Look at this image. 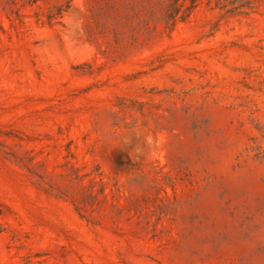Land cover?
Listing matches in <instances>:
<instances>
[{
  "label": "rangeland",
  "instance_id": "374dc122",
  "mask_svg": "<svg viewBox=\"0 0 264 264\" xmlns=\"http://www.w3.org/2000/svg\"><path fill=\"white\" fill-rule=\"evenodd\" d=\"M5 1L0 264H264V0L173 28L130 0L133 43L88 0Z\"/></svg>",
  "mask_w": 264,
  "mask_h": 264
},
{
  "label": "trees",
  "instance_id": "16d2710c",
  "mask_svg": "<svg viewBox=\"0 0 264 264\" xmlns=\"http://www.w3.org/2000/svg\"><path fill=\"white\" fill-rule=\"evenodd\" d=\"M75 0H6L4 9L8 10L11 15L19 17V10L16 7L18 3L21 5L34 7L37 10L34 13L37 22L54 25L59 23L63 15L70 9ZM208 4H214L215 8L223 11L225 15L242 16L248 15L256 9L255 0H207ZM91 3V9L96 16L103 14L108 22H112L114 41H119V36H123L120 30H124L129 26V42H136L138 32L136 28L130 26V18L128 12L133 11L132 2L130 0H88ZM187 2H189L187 4ZM196 5V0H168L164 12V22L167 27H175L178 21L186 20ZM149 30V25L147 24ZM136 30V32H135ZM93 31L89 28L88 33Z\"/></svg>",
  "mask_w": 264,
  "mask_h": 264
}]
</instances>
